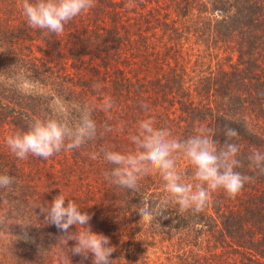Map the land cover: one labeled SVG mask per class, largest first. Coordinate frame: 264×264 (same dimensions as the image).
Returning <instances> with one entry per match:
<instances>
[{"label": "trees", "instance_id": "16d2710c", "mask_svg": "<svg viewBox=\"0 0 264 264\" xmlns=\"http://www.w3.org/2000/svg\"><path fill=\"white\" fill-rule=\"evenodd\" d=\"M21 5L0 0V174L15 178L0 189V264H63L67 255L71 264H92L91 254L72 255L74 242L65 245L40 213L59 193L109 237L112 264H264V175L246 159L264 152V0H95L60 34L29 27ZM16 80L32 81L44 96L21 94ZM58 99L74 117L76 106H92L97 138L47 160L17 159L7 135L51 115L47 106ZM149 117L180 140L206 126L223 143L224 126L237 129V171L254 180L234 198L213 193L199 214L169 205L160 226L140 221L142 198L155 207L167 195L160 174L146 176L137 192L117 187L104 178L112 166L101 150H131L129 136ZM179 168L191 183L192 166L181 159ZM125 244L148 245L152 258Z\"/></svg>", "mask_w": 264, "mask_h": 264}, {"label": "clouds", "instance_id": "9594fccd", "mask_svg": "<svg viewBox=\"0 0 264 264\" xmlns=\"http://www.w3.org/2000/svg\"><path fill=\"white\" fill-rule=\"evenodd\" d=\"M21 7L29 27L60 34L68 22L95 7V0H22ZM93 87L100 89L101 85L97 83ZM58 103L60 106L54 108L53 114L33 118L26 130L16 131L6 138L8 149L17 159L24 160L32 155L47 160L61 151L81 148L97 138L98 126L92 118V106H76L77 115L73 118L72 109L59 99ZM112 107L111 98H106L103 109ZM155 125L151 117L138 121L135 133L129 136L134 147L127 152L111 148L101 150L104 161L112 166L104 172V178L117 187L137 192L140 181L146 176L160 174L167 195L155 207L142 198L135 211L140 221L152 224L157 223L158 217L168 219L164 212L169 205L177 207L180 214H199L208 206L213 193L222 190L234 198L246 183L254 180L253 176L237 171L242 166L238 159L240 147L233 142L239 136L237 129L225 125L224 142L220 143L214 139L213 129L206 126L198 127L194 135L180 140L170 130ZM104 130L112 129L105 125ZM90 158L95 160L98 155L92 153ZM181 159L194 169L191 183L185 181L179 168ZM246 159L249 167L264 175V152L253 150ZM14 183L13 176L0 174V189H8ZM46 204L40 208L44 221L60 230L65 245L68 241L74 242L69 249L72 255L87 259L91 254L92 264H112L110 256L115 248L110 246L109 237L91 230L89 213L60 193ZM157 226L160 225L157 223ZM72 228L75 231H71ZM22 238L27 239V233ZM63 264H71L68 255L63 258Z\"/></svg>", "mask_w": 264, "mask_h": 264}, {"label": "rangeland", "instance_id": "374dc122", "mask_svg": "<svg viewBox=\"0 0 264 264\" xmlns=\"http://www.w3.org/2000/svg\"><path fill=\"white\" fill-rule=\"evenodd\" d=\"M16 82H20V87L17 89L21 92V94H29L31 93L32 91H37L39 93V95L41 96H44L42 95V92L39 88V86H36L35 83H33L32 81H29V80H16ZM43 91V90H42ZM67 105V104H66ZM59 103L58 101H54L52 102V104H50V106H47L49 108V113L53 114V111H54V108L56 107H59ZM70 109H72V114L74 113V109L72 107H70L69 105H67ZM73 116V115H72ZM74 118V116H73ZM9 136V135H7ZM137 244V243H135ZM122 248L124 249H127L129 248L130 251L132 252V254L136 255V256H143V255H147V256H150L152 258V251H154V249H152L151 247H149L148 245H145V244H142L140 246V248L137 247V245H131V246H128L127 244L125 245H120ZM152 252V253H151Z\"/></svg>", "mask_w": 264, "mask_h": 264}]
</instances>
